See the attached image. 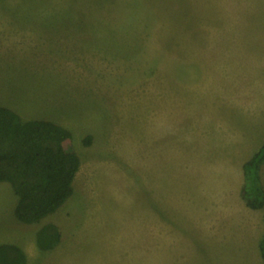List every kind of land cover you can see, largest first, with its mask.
Masks as SVG:
<instances>
[{
	"label": "rangeland",
	"instance_id": "1",
	"mask_svg": "<svg viewBox=\"0 0 264 264\" xmlns=\"http://www.w3.org/2000/svg\"><path fill=\"white\" fill-rule=\"evenodd\" d=\"M0 106L65 126L81 161L38 222L0 182L26 264H258L215 215L264 144V0H0Z\"/></svg>",
	"mask_w": 264,
	"mask_h": 264
},
{
	"label": "trees",
	"instance_id": "2",
	"mask_svg": "<svg viewBox=\"0 0 264 264\" xmlns=\"http://www.w3.org/2000/svg\"><path fill=\"white\" fill-rule=\"evenodd\" d=\"M88 138V137H87ZM264 162V144L243 164L240 195L252 209H263L264 189L259 171ZM81 161L71 132L50 120H22L13 110L0 106V182L11 185L18 197L16 217L34 223L56 211L73 194V181ZM61 233L47 223L36 233L42 250L55 248ZM264 264V233L259 242ZM0 264H26L24 251L12 243H0Z\"/></svg>",
	"mask_w": 264,
	"mask_h": 264
},
{
	"label": "crops",
	"instance_id": "3",
	"mask_svg": "<svg viewBox=\"0 0 264 264\" xmlns=\"http://www.w3.org/2000/svg\"><path fill=\"white\" fill-rule=\"evenodd\" d=\"M4 107H6V106H4ZM7 108H9V107H7ZM9 109L13 110L12 108H9ZM14 112H16V111H14ZM22 120L26 121V120H34V119L22 118ZM38 120H44V119H38ZM247 160H243L241 162V166H238V168H237L238 173L236 175L235 180L231 183V185L234 187V188H232L233 189V195L228 194L229 189L226 190L225 196L227 198L229 196V199L227 200L225 205H224V201L223 200L221 201V203H220L221 205H219V212L220 213H218V215H215V216H220L221 218L224 219L223 220L224 223L231 224L234 228H240V231H239L240 235H241L240 241L242 243L245 241L243 232L247 234V239H248L247 243H251L252 246L255 248L254 250H255V253L257 255L256 259L258 261V264H260V262L262 264V259H261L260 249H259V242H260V239L264 233L263 209H252V208L248 207L240 195V189H241V186L244 182L242 167H243V164ZM212 217L210 218V221L208 220L209 225L211 224ZM222 225L224 228L223 222H222Z\"/></svg>",
	"mask_w": 264,
	"mask_h": 264
}]
</instances>
